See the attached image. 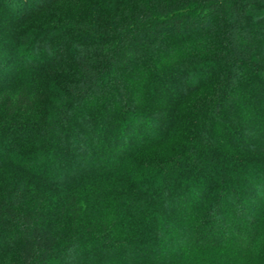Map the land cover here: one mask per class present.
Wrapping results in <instances>:
<instances>
[{"label": "trees", "instance_id": "trees-1", "mask_svg": "<svg viewBox=\"0 0 264 264\" xmlns=\"http://www.w3.org/2000/svg\"><path fill=\"white\" fill-rule=\"evenodd\" d=\"M263 225L264 0H0V264H182Z\"/></svg>", "mask_w": 264, "mask_h": 264}, {"label": "rangeland", "instance_id": "rangeland-1", "mask_svg": "<svg viewBox=\"0 0 264 264\" xmlns=\"http://www.w3.org/2000/svg\"><path fill=\"white\" fill-rule=\"evenodd\" d=\"M262 229L257 245L253 246L252 249L248 245L243 248L234 245L233 240L230 238L232 242L226 244L224 240L227 236H222L223 231L219 227L218 230H213V233H217L218 237L214 236L213 233H209L201 243L194 245L195 248L194 246L189 247L187 244L184 252L176 253L181 255L174 254V256L179 258L182 264H204L205 261L208 264H261L264 259V225ZM225 234L227 235L228 232H225ZM63 264H78V262L68 260Z\"/></svg>", "mask_w": 264, "mask_h": 264}]
</instances>
